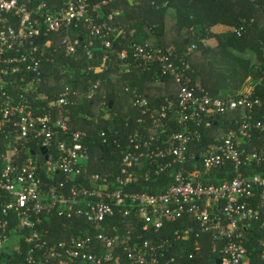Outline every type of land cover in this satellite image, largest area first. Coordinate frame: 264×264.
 <instances>
[{
    "label": "built area",
    "instance_id": "2783aa9c",
    "mask_svg": "<svg viewBox=\"0 0 264 264\" xmlns=\"http://www.w3.org/2000/svg\"><path fill=\"white\" fill-rule=\"evenodd\" d=\"M111 1L0 0V264H201L206 247L213 264H250L252 236L264 243V174L247 172L264 164V100L256 87L212 94L193 79L197 42L178 54L129 40ZM80 51L104 58L84 67L85 91L66 85L50 97L44 66ZM108 54L121 73L156 68L162 98L151 104L127 84L124 129L94 133L118 113L103 101L85 129L67 107L108 82ZM228 113L239 116L205 144ZM98 139L111 159L92 156Z\"/></svg>",
    "mask_w": 264,
    "mask_h": 264
},
{
    "label": "trees",
    "instance_id": "16d2710c",
    "mask_svg": "<svg viewBox=\"0 0 264 264\" xmlns=\"http://www.w3.org/2000/svg\"><path fill=\"white\" fill-rule=\"evenodd\" d=\"M47 1L54 6L61 4V0ZM164 1L157 0L158 4L153 5L151 0H135L133 2L113 0L107 9H117L120 11L116 17V22H119L118 24H121L127 30L129 40H137L147 43L149 46L161 47L166 51H174V53L179 54L183 52L187 45L193 42L198 43L199 48L197 51H199V49L205 46L202 40L210 35L212 28L218 24H225L231 26V32L229 33L232 34L235 40L249 43L251 47L257 49L262 54L261 47L264 43V0H167L168 4L163 6ZM171 8L175 9V20L170 24L168 16L170 15ZM242 26L244 29L242 35L239 36L236 29ZM132 29L135 30L133 34L130 33ZM61 34H65V31ZM126 42L124 41L123 44L116 43V46L123 48ZM97 45L98 47L100 46L99 43ZM80 54L78 59H74L73 57L63 58L60 55L55 62H49L44 66V90L50 97L59 94L66 85H71L76 90L82 89L85 91L86 82L93 75L84 71V67L89 63L101 64L104 58L101 52L98 53L96 60L83 56L82 51H80ZM108 56L107 62L111 66L110 70L113 71L112 74L110 70L104 74L108 78V82L103 83L99 87L93 99H87L82 95L78 104L67 107L73 112L75 119L78 120L76 126L85 129L91 127L93 119H89V116L104 110L102 107L103 101L107 103L106 109L118 113V115H115L109 121L101 120L93 130L94 133H97L101 128L106 129L109 122L116 125L118 123L124 129L127 114L134 112L132 93L125 90L127 84L132 89L137 88L142 91L149 98L151 104L160 102L162 98V86L152 84L156 68L152 72L145 73L137 70L132 75L121 73L115 68L114 56H110V54ZM190 60L195 68L193 79L199 80V78H202V75L197 61L193 60V57ZM256 72L262 77L263 73H261V70L256 69ZM99 75L97 73L96 76ZM212 94L217 95L214 92ZM256 95L264 100V79L256 84ZM111 100L114 101L113 106H110ZM79 112H82L83 115L78 116ZM263 114L264 107L258 110L255 117L261 118ZM232 115H234L233 117L239 116V113H228L225 115V123L210 130L205 144L212 139L216 131L225 132L232 126L228 122ZM258 144L259 146H264V142H259ZM110 152L105 143L99 139L98 144L91 146L92 156L99 155L111 159V156H109ZM98 168L100 170L103 168L100 162L98 163ZM231 168L229 166L228 170ZM247 172H263L264 174V164L258 167L253 166ZM262 236V233L255 234L248 245L250 249L253 245L257 247L251 255L250 264H264L261 260V253L264 249V243L260 241ZM208 249L206 247L204 257L198 256L193 262L204 259V262H200L201 264H213L209 260V257H207Z\"/></svg>",
    "mask_w": 264,
    "mask_h": 264
},
{
    "label": "crops",
    "instance_id": "0c3cea01",
    "mask_svg": "<svg viewBox=\"0 0 264 264\" xmlns=\"http://www.w3.org/2000/svg\"><path fill=\"white\" fill-rule=\"evenodd\" d=\"M169 23L175 20V9L171 8ZM231 26L215 25L210 35L202 41L204 47L190 59L197 61L201 70V81L210 91L219 96H234L256 87L263 73L262 54L249 43L238 42L232 37Z\"/></svg>",
    "mask_w": 264,
    "mask_h": 264
},
{
    "label": "water",
    "instance_id": "95a60500",
    "mask_svg": "<svg viewBox=\"0 0 264 264\" xmlns=\"http://www.w3.org/2000/svg\"><path fill=\"white\" fill-rule=\"evenodd\" d=\"M113 103H114V101H113V100H111V101H110V106H113Z\"/></svg>",
    "mask_w": 264,
    "mask_h": 264
},
{
    "label": "rangeland",
    "instance_id": "374dc122",
    "mask_svg": "<svg viewBox=\"0 0 264 264\" xmlns=\"http://www.w3.org/2000/svg\"><path fill=\"white\" fill-rule=\"evenodd\" d=\"M127 1L131 2V0H127ZM190 61H191V60H190Z\"/></svg>",
    "mask_w": 264,
    "mask_h": 264
}]
</instances>
